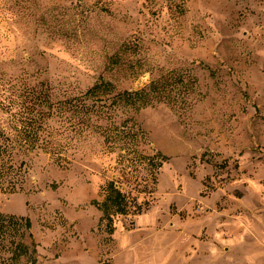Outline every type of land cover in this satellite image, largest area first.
Here are the masks:
<instances>
[{
	"label": "rangeland",
	"instance_id": "1",
	"mask_svg": "<svg viewBox=\"0 0 264 264\" xmlns=\"http://www.w3.org/2000/svg\"><path fill=\"white\" fill-rule=\"evenodd\" d=\"M0 126V264H264V0H0Z\"/></svg>",
	"mask_w": 264,
	"mask_h": 264
},
{
	"label": "trees",
	"instance_id": "2",
	"mask_svg": "<svg viewBox=\"0 0 264 264\" xmlns=\"http://www.w3.org/2000/svg\"><path fill=\"white\" fill-rule=\"evenodd\" d=\"M112 86L108 82H99L90 87L84 94L85 97L96 96L99 94H105L110 92ZM143 94L142 91L138 92H123L120 98L124 100H130L137 97H141ZM18 141V140H17ZM1 126H0V181H5L7 178H11L14 173V167L12 165V154L13 150L16 149L15 145L17 143ZM26 143V142H25ZM43 144H40L37 147H42ZM20 146V144H19ZM24 149V151H30L35 149L36 147L33 144H25L24 146H20ZM44 147V146H43ZM2 181V182H3ZM9 184L10 180L7 181ZM11 185V184H10ZM16 182L12 183L11 190L15 188ZM1 190H6L7 188H3L2 183H0ZM105 199L102 203L94 202L98 208L102 211L103 215L101 220H105L106 229L109 233H112L114 230V216L116 215H125L128 213L130 208V202L128 200L127 195L119 188V186L114 182L110 181L107 183L105 188ZM5 220L14 224V226L22 225L28 231V237L31 240V245L33 247L31 254L36 253V243L33 238V234L31 231L32 224L29 218H15V217H4L0 215V224H4ZM29 254V248L25 244H17L16 248L13 252V259L19 260L23 255Z\"/></svg>",
	"mask_w": 264,
	"mask_h": 264
}]
</instances>
